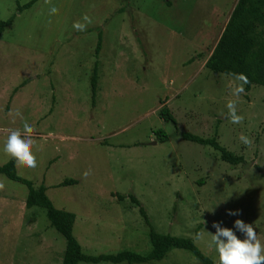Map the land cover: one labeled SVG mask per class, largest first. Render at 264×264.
<instances>
[{
    "label": "rangeland",
    "instance_id": "1",
    "mask_svg": "<svg viewBox=\"0 0 264 264\" xmlns=\"http://www.w3.org/2000/svg\"><path fill=\"white\" fill-rule=\"evenodd\" d=\"M26 1L0 0V20ZM235 2L37 0L0 36V165L10 157L2 150L9 130L22 127L12 114L19 110L33 125L36 167L16 161V172L34 188L42 183L56 208L74 213L72 234L84 253L150 249L137 207L113 193L133 194L158 232L192 238L215 264L213 221L230 228L241 219L264 244V86L245 90L244 84L233 96L240 81L204 66ZM74 23L85 27L77 30ZM230 100L242 116L239 124L228 117ZM162 104L180 130L216 133L217 142L244 163L230 165L211 147L182 139L172 122L159 117ZM158 129L166 141L158 140ZM240 135L251 143L242 144ZM70 178L77 182L59 185ZM26 194L25 185L0 173V264H61L65 238L50 226L44 208L25 207ZM210 206L214 211L205 210ZM226 209L241 214L230 217ZM131 264L201 263L189 251L171 248L161 260Z\"/></svg>",
    "mask_w": 264,
    "mask_h": 264
},
{
    "label": "trees",
    "instance_id": "2",
    "mask_svg": "<svg viewBox=\"0 0 264 264\" xmlns=\"http://www.w3.org/2000/svg\"><path fill=\"white\" fill-rule=\"evenodd\" d=\"M37 0H28L23 4L16 3L15 13L6 19L0 20V36L11 26L15 14L30 8ZM102 34L97 33L94 49L95 60L90 78V104L95 105L97 87V57L101 48ZM212 73H222L235 77L243 74L247 78L245 90H249L251 84L264 86V0H236L226 24L219 35L210 55L204 63ZM53 101V97H52ZM158 115L162 120L172 122L174 132L182 139L200 145L209 146L218 152L220 160L237 165L244 163L241 155H236L221 146L216 140V133L209 137H202L188 131H182L177 127V121L165 104L159 109ZM160 142L166 141V133L158 129L154 131ZM0 173L8 179L22 183L27 188L25 207L39 206L45 209L46 218L56 231L65 238V249L61 264H77L78 262L98 263L108 261L111 263L126 262L141 263L150 260H161L171 248L189 251L201 264H215L208 256L204 255L190 237L177 236L169 233H160L152 225L146 210L133 194L113 193L117 200L127 198L138 209L143 223L147 226L150 249L145 254L130 250H122L117 253L86 254L72 234V226L75 215L72 212L56 208L46 195V188L41 183L37 188L33 187L30 180L21 177L16 172V160L9 157L0 165ZM75 179H64L59 185L75 184Z\"/></svg>",
    "mask_w": 264,
    "mask_h": 264
},
{
    "label": "clouds",
    "instance_id": "3",
    "mask_svg": "<svg viewBox=\"0 0 264 264\" xmlns=\"http://www.w3.org/2000/svg\"><path fill=\"white\" fill-rule=\"evenodd\" d=\"M51 11H55L54 7L50 8ZM84 19L87 20L86 17ZM73 27L77 30H83L85 25L74 23ZM236 79L240 83L234 87L232 94L238 97L244 91L243 85L247 83V78L243 74H239ZM226 108L228 109V117L231 123L239 124L242 116L237 114L235 101H228ZM12 114L21 118L22 127L9 130L2 150L16 161L23 163L29 168H34L36 167V158L31 152L33 140L30 136L33 125L23 120L19 110ZM238 139L244 145L251 143L249 138L244 135H240ZM84 174L87 175V173ZM225 200H220L215 205ZM214 206H210L205 210L212 212L214 211ZM240 214V209L225 210V215L230 217H238ZM211 227L215 231L213 234H209L210 247H214L217 253V264H264V244L258 239L256 229L252 224L246 223L241 219H235L230 228L222 226L221 221H213ZM237 232L242 235V238L237 237Z\"/></svg>",
    "mask_w": 264,
    "mask_h": 264
}]
</instances>
